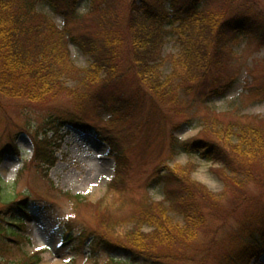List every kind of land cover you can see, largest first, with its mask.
<instances>
[{
	"label": "trees",
	"instance_id": "trees-1",
	"mask_svg": "<svg viewBox=\"0 0 264 264\" xmlns=\"http://www.w3.org/2000/svg\"><path fill=\"white\" fill-rule=\"evenodd\" d=\"M38 1L0 0V95L49 110L34 132L22 129L33 145L32 160L45 173L57 161L59 145L50 137L57 135L63 126L93 132L107 143L109 151L116 153L119 150L115 147L117 139L110 128L124 125L123 131H128L137 113L145 110L149 115L156 113L155 110L163 113L164 108L176 112L175 90L177 98L178 90H184L186 81L195 84H189L187 89L197 88L204 99L222 95L230 87L232 74L221 77L210 76L209 72L220 60H226L222 51L228 33L236 35L258 29L260 39L264 38V24L257 22L258 19L247 15L238 18L227 11L205 14L206 0H169L168 7L165 0H131L124 17L117 6L119 0H91L88 18L78 20L77 28L81 31L76 35L68 25L78 0H45L62 16L63 29L36 10ZM166 26L176 35L181 50L170 75L163 78L160 54L168 32ZM68 40L89 59L87 67L77 68L71 62ZM179 70L185 77L175 74ZM129 75L138 83L134 94L126 91L125 81ZM174 77L179 79L176 84ZM69 82H74L75 87H69ZM258 91L262 94V87H258ZM56 100L70 105L69 110L55 109ZM103 114L108 115L104 122L106 127L97 129V120L103 121ZM231 128L223 129L224 136L216 142L194 139L183 141L181 148L187 154L196 151L208 161L221 163L227 170H231V165L239 167L247 171L251 181H261V173L252 168L260 166L264 171V129L248 124L237 126L235 131ZM60 139L62 137L57 140ZM5 153L17 154V145L9 151L2 149L0 159ZM126 172V165L117 153L109 191L121 195L128 190ZM188 172L185 174V169L171 168L167 164L156 166L155 180L163 184L161 201L154 202L144 196L138 200L137 210L130 219L104 220L105 229L100 224V229L88 233L80 231L76 238L86 235L85 240L91 239V251L121 252L132 259L152 261L161 255V250L172 256L167 250L171 244L183 246L196 236L203 224V192L206 190L193 183ZM234 185L237 186L235 178ZM1 187L0 180V200ZM16 197L4 202L6 210L0 213L5 217L25 204L26 199ZM75 200L81 204L78 197ZM106 200L101 199L97 206H106ZM166 209L182 214V226L173 223ZM4 220L0 215V236L20 244L22 238L17 232H9ZM257 220L261 223L259 228L237 232L240 243L236 250L225 254L220 264H249L264 254V220L260 217ZM17 221L22 223L21 218ZM123 226L128 228L121 238L106 232ZM165 244L167 247L161 249ZM35 256H24V261L14 264H36ZM0 263L9 264L6 260Z\"/></svg>",
	"mask_w": 264,
	"mask_h": 264
},
{
	"label": "rangeland",
	"instance_id": "rangeland-1",
	"mask_svg": "<svg viewBox=\"0 0 264 264\" xmlns=\"http://www.w3.org/2000/svg\"><path fill=\"white\" fill-rule=\"evenodd\" d=\"M130 1L119 0L117 3L123 17ZM168 1L165 0L166 6ZM90 2L78 0L76 4L74 17L68 25L75 35L81 31L77 28L78 20L88 18ZM205 2V14H224L223 11H227L231 16L241 18L247 15L264 24V0ZM36 10L59 28H64L62 16L56 14L45 0L37 2ZM166 31L160 54L163 78L170 75L176 55L181 50L176 35L168 26ZM257 31L226 35V46L222 51L226 60H220L209 70L210 76L233 75L230 87L222 95L204 99L197 88L188 90L192 83L186 81L184 90H178L177 98L175 90L176 112H168L164 108L161 113L154 109L156 113L149 115L145 110L137 113L138 117L129 125L128 131H123L124 125L110 128L117 139L115 147L119 150L116 153H109L106 143L93 132L63 127L59 134L50 135L51 141L59 147L56 164L47 173L32 160L33 145L22 129L34 132L49 110L0 95V151H9L14 144L18 147L17 155L5 153L0 159V211L6 210L4 202L11 201L14 195H17V200H27L26 206L16 207L6 217L0 213L5 219V228L9 232H17L22 238L17 245L0 236V261L14 264L24 261V256L38 252L36 264H220L227 252L236 250L240 243L237 232L259 228L258 217L264 220V171L260 166L251 167L261 173V181H251L247 171L239 167L231 165V170H227L221 163L208 161L196 151L183 152L181 143L194 139L216 142L224 136L223 129L232 127L231 131H235L243 124L264 129V38L260 39ZM68 48L71 62L77 68L88 66L89 59L77 45L68 40ZM175 74L185 77L181 70ZM178 81L174 77L173 82L176 84ZM137 84L132 76H127L126 91L134 94L138 90ZM68 86L75 87V83L69 82ZM258 87H262V94L256 92ZM53 104L55 109L63 110H69L70 106L63 100H56ZM107 117L103 114V121L97 120V129L106 127ZM60 135L64 138L59 142ZM117 153L127 168L125 182L128 190L121 195L109 191L107 186L113 175ZM161 164L183 168L185 174L189 170L190 180L206 190L203 192L202 226L196 236L183 246L171 244L167 250L172 256L161 250L167 247L166 244L160 247L161 255L152 261L132 259L121 252L90 251L87 242H83L85 246L79 244L86 235L81 239L66 235L67 232L71 236L80 231L88 233L100 229V224L105 229L104 220H128L135 214L138 200L144 196L154 202L161 201L163 184L154 177L155 167ZM71 196H78L89 205L79 204ZM103 198L108 199L106 206L98 207V201ZM166 211L173 223L182 226L180 212ZM19 218L22 223L17 221ZM13 225L22 227L16 229ZM127 228L123 226L106 232L109 236L121 238ZM249 264H264V255L252 259Z\"/></svg>",
	"mask_w": 264,
	"mask_h": 264
}]
</instances>
